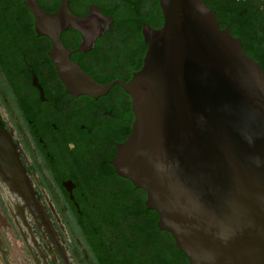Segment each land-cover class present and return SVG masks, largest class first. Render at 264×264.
I'll list each match as a JSON object with an SVG mask.
<instances>
[{"label":"flooded vegetation","instance_id":"obj_1","mask_svg":"<svg viewBox=\"0 0 264 264\" xmlns=\"http://www.w3.org/2000/svg\"><path fill=\"white\" fill-rule=\"evenodd\" d=\"M104 32L68 29L70 59L102 86L73 95L23 0H0V264H190L147 192L115 164L135 115L124 90L144 65V27L164 25L159 0H66ZM264 71V0H201ZM49 14L65 0H38ZM100 33V34H99Z\"/></svg>","mask_w":264,"mask_h":264},{"label":"water","instance_id":"obj_2","mask_svg":"<svg viewBox=\"0 0 264 264\" xmlns=\"http://www.w3.org/2000/svg\"><path fill=\"white\" fill-rule=\"evenodd\" d=\"M23 1L38 34L53 38L67 91L107 93L60 37L93 25L101 33L113 20L97 8L79 18L66 0L55 14ZM159 1L164 25L144 27L143 68L123 84L135 120L114 162L190 264H264V71L205 2Z\"/></svg>","mask_w":264,"mask_h":264}]
</instances>
